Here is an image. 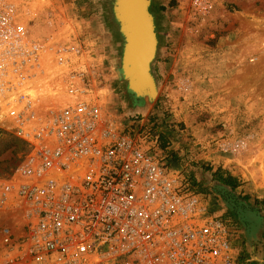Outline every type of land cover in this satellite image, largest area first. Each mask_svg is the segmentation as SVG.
<instances>
[{"label": "built area", "instance_id": "obj_1", "mask_svg": "<svg viewBox=\"0 0 264 264\" xmlns=\"http://www.w3.org/2000/svg\"><path fill=\"white\" fill-rule=\"evenodd\" d=\"M74 45L0 2V136L27 151L0 178V264H242L143 118L117 121Z\"/></svg>", "mask_w": 264, "mask_h": 264}, {"label": "rangeland", "instance_id": "obj_2", "mask_svg": "<svg viewBox=\"0 0 264 264\" xmlns=\"http://www.w3.org/2000/svg\"><path fill=\"white\" fill-rule=\"evenodd\" d=\"M115 1L0 0L37 21L42 35L79 48L117 121L153 124L163 155L207 211L238 226L242 264H264V0H149L156 94L138 102L115 73L124 47ZM26 151L15 136H0V178ZM217 170L238 187L214 181Z\"/></svg>", "mask_w": 264, "mask_h": 264}, {"label": "bare ground", "instance_id": "obj_3", "mask_svg": "<svg viewBox=\"0 0 264 264\" xmlns=\"http://www.w3.org/2000/svg\"><path fill=\"white\" fill-rule=\"evenodd\" d=\"M147 4L148 0H116L114 3V14L126 39L121 65L115 73L119 80L127 81L128 93L135 102H138L139 94L143 91L149 92L152 97L156 94L150 72L151 59L155 56V36L152 32L153 18L146 10Z\"/></svg>", "mask_w": 264, "mask_h": 264}, {"label": "trees", "instance_id": "obj_4", "mask_svg": "<svg viewBox=\"0 0 264 264\" xmlns=\"http://www.w3.org/2000/svg\"><path fill=\"white\" fill-rule=\"evenodd\" d=\"M213 180L231 189H236L238 187V180L230 174L223 175L222 170H217L214 173Z\"/></svg>", "mask_w": 264, "mask_h": 264}, {"label": "water", "instance_id": "obj_5", "mask_svg": "<svg viewBox=\"0 0 264 264\" xmlns=\"http://www.w3.org/2000/svg\"><path fill=\"white\" fill-rule=\"evenodd\" d=\"M143 1V0H142ZM115 3V2H114ZM146 10L148 11V8H149V0H148V4H147V6H146ZM146 11V12H147ZM113 14H114V6H113ZM148 14V13H147ZM149 15V14H148ZM114 18H115V21L117 22V19H116V17H115V14H114ZM151 18H152V16H151ZM152 22H153V20H152ZM117 24L119 25V29H120V32H121V34H122V36H123V38H124V46H125V36H124V34H123V32L121 31V28H120V24H119V22H117ZM152 32H153V35L155 36V39H154V41H155V44H154V47H153V51H154V55H155V52H156V48H157V37H156V33H155V26H154V23H153V26H152ZM123 52H124V47H123ZM153 55V56H154ZM154 58V57H153ZM151 61H152V59H151ZM150 61V62H151ZM145 94H148V95H150V93L149 92H145V91H143L142 93H140L139 94V97L141 98V97H143ZM151 96V95H150Z\"/></svg>", "mask_w": 264, "mask_h": 264}]
</instances>
